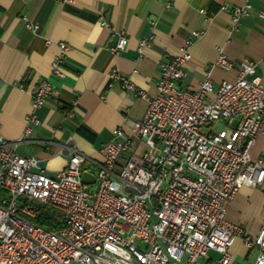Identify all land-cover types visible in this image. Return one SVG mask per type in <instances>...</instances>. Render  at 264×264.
<instances>
[{"label":"built area","instance_id":"1","mask_svg":"<svg viewBox=\"0 0 264 264\" xmlns=\"http://www.w3.org/2000/svg\"><path fill=\"white\" fill-rule=\"evenodd\" d=\"M221 9L228 10L227 4ZM252 9L249 2L233 7L231 29ZM258 13L264 18V7ZM99 20L111 29L108 11ZM204 33V28L192 29L178 54L161 62L154 96L116 68L107 73L110 87L118 83L132 91L146 101V109L130 132L123 126L113 130L99 148V161L70 146L66 166L52 175L38 156L17 148L39 123L34 112L17 140L0 130V188L5 192L0 197V264H239L232 250L238 238L247 249H257L252 264H264V220L251 236L226 217L228 202L242 186L259 187L264 194V159L252 155L264 134L259 61L236 63L218 47L214 64L236 66V77L215 86L207 75L198 88L183 87L191 45ZM152 35L140 40L139 53ZM127 44L122 29L107 48L117 54ZM68 48L60 44L52 61L54 76H65ZM55 96L59 90L49 79L40 80L32 109ZM219 120L227 128L215 131L211 124ZM87 162L96 169L85 167ZM83 171L93 173L95 182L85 184ZM49 206L63 217L57 229L33 220Z\"/></svg>","mask_w":264,"mask_h":264},{"label":"crops","instance_id":"2","mask_svg":"<svg viewBox=\"0 0 264 264\" xmlns=\"http://www.w3.org/2000/svg\"><path fill=\"white\" fill-rule=\"evenodd\" d=\"M247 2L252 12L231 29V9ZM223 4L228 10L221 9ZM262 7L264 0H174L170 6L165 0H0L1 133L17 140L26 117L34 112L39 123L17 145L20 153L38 156L52 175L66 166L70 146L101 160L99 148L112 138L113 130L123 126L130 132L146 109V101L132 91L118 83L110 87L107 73L116 68L154 96L161 62L178 54L192 29L204 28L205 33L191 45L183 87L198 88L207 75L215 86L236 77V66L224 69L214 64L218 47L236 63L244 58L259 61L257 73L264 83V18L258 13ZM104 11L111 29L100 23ZM122 29L128 44L113 54L107 46L116 43ZM150 34L154 36L150 45L139 53L140 40ZM62 42L69 48L63 63L65 76L58 77L52 73V61ZM45 78L59 96L32 109V93ZM47 141L55 143L47 148ZM252 155L264 158V134ZM85 167L96 169L92 162ZM227 210L232 217H227ZM227 210V219L234 223L250 224L252 230L256 224L254 233L244 228L257 235L264 220L262 189L242 186ZM239 248L245 257L252 251L238 238L232 247L235 259Z\"/></svg>","mask_w":264,"mask_h":264},{"label":"trees","instance_id":"3","mask_svg":"<svg viewBox=\"0 0 264 264\" xmlns=\"http://www.w3.org/2000/svg\"><path fill=\"white\" fill-rule=\"evenodd\" d=\"M5 192L0 188V197ZM33 220L49 229H57L63 224V217L59 211L54 207H47L46 210H42L33 217Z\"/></svg>","mask_w":264,"mask_h":264},{"label":"rangeland","instance_id":"4","mask_svg":"<svg viewBox=\"0 0 264 264\" xmlns=\"http://www.w3.org/2000/svg\"><path fill=\"white\" fill-rule=\"evenodd\" d=\"M211 127L213 128V130L217 131V130H221L223 128H227L226 124L223 120H219V121H215L211 124ZM257 159V158H256ZM264 159V158H263ZM94 187V186H92ZM232 208V207H231ZM230 210V209H229ZM228 211V210H227ZM227 217H232L230 212L228 211L227 213ZM252 223H256V219L254 221H252ZM250 224L248 225V227H246V225L243 224V227H245L248 231H250V233H254V229L256 228V224L254 225V229L252 230L251 228H249ZM238 248V247H237ZM241 249L239 248L238 252H237V257H236V261L239 264H252L255 261V258L258 254L257 249H253V251L250 252V254L245 257L242 252H240ZM212 256L214 257H218V254H216L215 252L212 251L211 253Z\"/></svg>","mask_w":264,"mask_h":264},{"label":"water","instance_id":"5","mask_svg":"<svg viewBox=\"0 0 264 264\" xmlns=\"http://www.w3.org/2000/svg\"><path fill=\"white\" fill-rule=\"evenodd\" d=\"M95 180H96V178H95L93 173H91L89 171H83V173H82V181L85 184L93 183V182H95Z\"/></svg>","mask_w":264,"mask_h":264}]
</instances>
